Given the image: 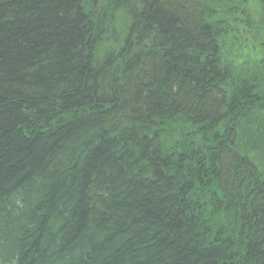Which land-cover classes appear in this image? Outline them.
<instances>
[{"label":"trees","instance_id":"16d2710c","mask_svg":"<svg viewBox=\"0 0 264 264\" xmlns=\"http://www.w3.org/2000/svg\"><path fill=\"white\" fill-rule=\"evenodd\" d=\"M253 1L0 0V264H264Z\"/></svg>","mask_w":264,"mask_h":264},{"label":"rangeland","instance_id":"374dc122","mask_svg":"<svg viewBox=\"0 0 264 264\" xmlns=\"http://www.w3.org/2000/svg\"><path fill=\"white\" fill-rule=\"evenodd\" d=\"M239 1H240L242 12L244 14L249 15L255 9V4L253 0H239ZM263 35H264V30H263ZM244 36L248 39L250 38L249 33H244ZM258 44L264 48V36L262 37V40ZM262 53H263V50L259 48L254 49L255 55H261Z\"/></svg>","mask_w":264,"mask_h":264},{"label":"bare ground","instance_id":"6f19581e","mask_svg":"<svg viewBox=\"0 0 264 264\" xmlns=\"http://www.w3.org/2000/svg\"><path fill=\"white\" fill-rule=\"evenodd\" d=\"M94 1H96V0H94Z\"/></svg>","mask_w":264,"mask_h":264}]
</instances>
